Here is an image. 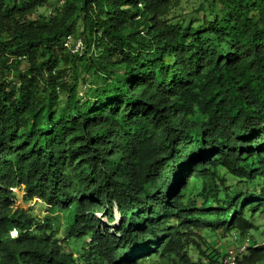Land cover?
<instances>
[{
  "label": "trees",
  "instance_id": "trees-1",
  "mask_svg": "<svg viewBox=\"0 0 264 264\" xmlns=\"http://www.w3.org/2000/svg\"><path fill=\"white\" fill-rule=\"evenodd\" d=\"M180 3L0 0V264L264 263V0Z\"/></svg>",
  "mask_w": 264,
  "mask_h": 264
},
{
  "label": "rangeland",
  "instance_id": "rangeland-1",
  "mask_svg": "<svg viewBox=\"0 0 264 264\" xmlns=\"http://www.w3.org/2000/svg\"><path fill=\"white\" fill-rule=\"evenodd\" d=\"M202 1L203 0H181L180 6L173 11L171 16L189 15L197 9L198 5L200 3H202ZM40 12H42V11H40ZM81 49H82V47L78 51H80ZM243 186L244 185L242 183H239L236 187L237 188H243ZM195 188H196L195 193H198L200 190V185L197 181L195 184ZM13 192L17 195V198L15 200V207L16 208H22L24 210L32 209L33 213L36 216H38V218L40 220H43L46 216L51 215L52 217L57 218V219H61L63 221L64 218H63L62 214H60V213L50 214L48 212V209L42 204V201L38 198H34L32 201H30L28 203L24 202L23 197L25 195V191H24L23 186L20 188V190L14 189ZM189 192H191V189H189ZM197 205L198 206L202 205V201L199 198H197ZM115 219H116L115 222L111 223L110 221H108L106 214L100 215V223L102 224V227L109 228V231L112 234H117L120 227H121L120 226V215L117 211H115ZM253 222H254L255 226L259 229L256 232H251V234L254 238L257 239V241L260 244L264 239V234H263L264 229L262 228L263 223H264V215L257 214L254 217ZM197 234L204 235V232H198ZM16 235H17L16 232L13 231L10 234V237L11 238L16 237ZM206 237H208V235ZM211 239L215 240V243L212 244V247L216 246L215 244H217L219 247L222 248L220 254H225L226 252L228 253L229 251L236 252L237 249H235V248L237 246H239L242 242L241 238H239L238 240L235 241L233 236L223 235L220 232L214 233L213 237H211ZM196 241H197V243H200L198 239ZM189 253H190L189 254L190 258L194 260L195 258H193V257L196 256L195 249L190 250ZM202 260H203V262L205 261L204 258H202ZM141 264H168V260L166 258L153 257V258L146 260L144 263L142 262Z\"/></svg>",
  "mask_w": 264,
  "mask_h": 264
},
{
  "label": "built area",
  "instance_id": "built-area-1",
  "mask_svg": "<svg viewBox=\"0 0 264 264\" xmlns=\"http://www.w3.org/2000/svg\"><path fill=\"white\" fill-rule=\"evenodd\" d=\"M65 46L69 49H72V52H77L82 47V44L81 41L79 40L72 42L71 37H68ZM234 240L236 241L237 239L234 237ZM247 244H250L249 239H245V244L241 243L239 246H237L235 248L237 249L236 252L234 251H229L228 253L226 252L225 253L226 255L217 264H238L237 258L241 257V255L247 251V247H246ZM256 247L264 248V239L260 244L259 242H257Z\"/></svg>",
  "mask_w": 264,
  "mask_h": 264
}]
</instances>
